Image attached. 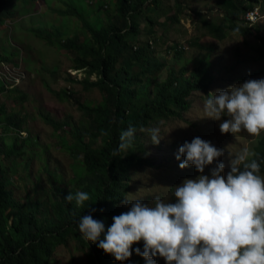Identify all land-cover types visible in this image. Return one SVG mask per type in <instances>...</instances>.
<instances>
[{
	"label": "rangeland",
	"instance_id": "1",
	"mask_svg": "<svg viewBox=\"0 0 264 264\" xmlns=\"http://www.w3.org/2000/svg\"><path fill=\"white\" fill-rule=\"evenodd\" d=\"M99 2L102 3L101 0H12L7 8L15 16L0 24V108L6 114H17L21 120V129L17 132L12 127H5L0 113V161L13 201L25 208L32 205L38 221L42 220L39 215L42 206L50 202L49 178L65 190L79 183L76 179L82 173L81 155H77L75 149L73 152L68 150L74 145L69 131L82 129L87 119L75 101L85 106H96L105 97L97 88H86L81 82L71 81V77L80 81L79 75L72 76L75 72L72 70L74 55L48 45L36 34L49 33L55 28L64 35L63 38L75 37L78 43L82 42L89 35L79 18L61 17L57 12L75 6L88 24L101 20L104 24L106 17L112 21L115 15L119 17L114 1L105 0L104 8L96 12ZM257 6L258 14L252 23L259 28L260 37H264V0ZM223 16L218 0H160L157 6L145 5L136 19L139 28L133 43L146 47L151 57L164 63L153 83L162 82L169 71L177 72L183 66L187 69L186 78L199 68L203 60L209 65V76L213 82L207 92L191 93L186 112L154 120L145 127H160L162 139L158 145L150 142L147 132H137L134 141L136 154L148 159L152 166L129 169L130 189L125 198L151 203L160 197L165 202H175L174 187L199 175L192 166L183 170L179 168L183 157L180 161L175 157L185 141L190 143L199 137L224 150L219 162L225 164L227 173L229 153L235 155L245 147L253 151L257 141L264 136L262 134L254 140L246 132L235 137L230 133L221 134L219 124L227 117H222L221 121L204 118L203 102L209 93L250 79H264V61L253 60L256 55L254 49L259 43L253 35V27L251 35L245 36L227 30L224 40H218L207 32L204 22L224 24ZM171 44L181 45L182 55L189 61L187 64L168 48ZM139 71L136 64L130 68L132 75ZM85 77L88 76L85 74ZM79 78L83 80L84 75L81 73ZM88 80L93 82L96 76L92 74ZM152 88L151 85L149 90ZM23 95L25 98L21 99ZM41 115H48L59 122L62 129L55 131ZM81 134L87 142L88 135ZM15 138L21 143V149L15 157L7 156L6 151ZM211 167L215 164L205 169V175H210ZM122 206L129 210L124 203ZM137 247L143 251L142 242ZM51 264L88 262L85 252L70 240L68 246L55 249ZM123 264H146V261L132 253ZM155 264H165V261L156 258Z\"/></svg>",
	"mask_w": 264,
	"mask_h": 264
},
{
	"label": "trees",
	"instance_id": "2",
	"mask_svg": "<svg viewBox=\"0 0 264 264\" xmlns=\"http://www.w3.org/2000/svg\"><path fill=\"white\" fill-rule=\"evenodd\" d=\"M11 1L0 0V24L15 16L7 8ZM101 1L97 4L96 12L105 6V0ZM111 1H114L115 12L119 17L115 15L113 21L106 17L107 22L104 24L103 20L88 24L75 6L57 12L61 17H75L82 22L89 37L80 43L75 37L63 38L64 35L55 28L49 33L43 31L36 34L48 45L74 55L72 70L82 73L84 79L77 81L71 77V81L81 82L86 88H97L105 98L96 106H85L75 101L87 122L82 129L69 131L74 145L68 150L73 152L75 149L76 154L81 155L82 173L76 179L79 183L70 190L62 189L55 180L49 178L50 202L43 205L39 212L41 221L36 219L32 205L25 208L13 201L0 161V264H51L55 249L68 246L70 240H74L78 249L85 252L88 264L121 263L106 255L98 248V244L87 241L78 230L80 218L88 214L93 219L103 221L107 230L114 216L127 211L122 204L130 189L129 169L152 166L148 159L136 154L135 144L131 151L112 156L113 150L119 145L120 133L127 130L129 125L140 132L141 128L154 120L186 112L190 106L188 97L191 93L207 92L213 82L209 76V65L203 60L199 68L186 78L184 74L187 69L183 66L177 72L169 71L162 82L153 83L164 68V63L151 57L146 47L133 42L136 41L139 28L136 19L142 14L143 7L157 6L160 0ZM218 1L224 11V24L206 21L207 32L218 40H224L227 30L245 36L251 35L253 27V35L259 42L254 49L256 55L253 60L264 61V37H260L259 28L254 23L249 24L245 19V14L258 8L262 0ZM149 22L152 25V21ZM168 48L176 57L184 60V64L189 62L182 55L184 50L181 45L171 44ZM4 59L9 60L7 57ZM135 64L140 71L132 75L130 68ZM85 74L88 77L95 75L96 80L89 82ZM151 85L153 88L149 90ZM62 93L66 94L65 91ZM24 98L25 95L21 97ZM0 113L6 128L12 127L20 132L21 120L17 114H6L2 108ZM41 118L55 131L62 129V124L48 115H41ZM82 132L88 135L87 142L83 140ZM20 149L21 143L15 138L6 155L15 157ZM253 151L259 156L261 175H264V136L257 141ZM78 188L89 194V200L82 206H77L75 200H65L69 193L74 195L78 192ZM135 248L136 245L132 253L137 256Z\"/></svg>",
	"mask_w": 264,
	"mask_h": 264
},
{
	"label": "clouds",
	"instance_id": "3",
	"mask_svg": "<svg viewBox=\"0 0 264 264\" xmlns=\"http://www.w3.org/2000/svg\"><path fill=\"white\" fill-rule=\"evenodd\" d=\"M206 97L204 118L227 117L219 124L221 134L235 137L246 132L254 140L264 134V79H250ZM140 131L147 132L154 145L162 139L158 126ZM136 132L129 125L120 133L113 157L131 151ZM223 156L224 150L199 137L185 141L175 157H183L179 168L192 166L199 175L174 187L175 202L125 198L129 210L114 216L107 230L103 221L88 214L78 222L79 233L121 264L141 242L143 251L137 247L135 253L146 264H155L156 258L165 264H264V175L259 156L247 147L229 153L227 173L219 162ZM65 200L82 206L89 194L69 193Z\"/></svg>",
	"mask_w": 264,
	"mask_h": 264
},
{
	"label": "built area",
	"instance_id": "4",
	"mask_svg": "<svg viewBox=\"0 0 264 264\" xmlns=\"http://www.w3.org/2000/svg\"><path fill=\"white\" fill-rule=\"evenodd\" d=\"M257 11H258V8H255L254 11L248 12L247 14H245V19L249 21V24H252L253 19L257 17V14H258ZM75 72H74V75H72V76L79 75L78 79L81 80V78H79L81 73L80 72L75 73ZM75 80H76V78H75Z\"/></svg>",
	"mask_w": 264,
	"mask_h": 264
}]
</instances>
